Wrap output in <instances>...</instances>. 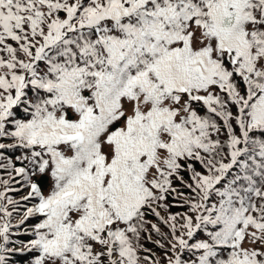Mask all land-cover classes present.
<instances>
[{
    "label": "snow or ice",
    "instance_id": "6c2138e0",
    "mask_svg": "<svg viewBox=\"0 0 264 264\" xmlns=\"http://www.w3.org/2000/svg\"><path fill=\"white\" fill-rule=\"evenodd\" d=\"M0 264H264V0H0Z\"/></svg>",
    "mask_w": 264,
    "mask_h": 264
}]
</instances>
